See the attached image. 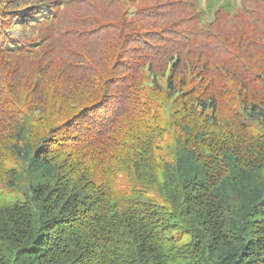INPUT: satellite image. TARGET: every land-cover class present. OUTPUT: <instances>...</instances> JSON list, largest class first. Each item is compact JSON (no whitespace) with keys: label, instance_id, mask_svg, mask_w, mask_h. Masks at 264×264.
Wrapping results in <instances>:
<instances>
[{"label":"trees","instance_id":"16d2710c","mask_svg":"<svg viewBox=\"0 0 264 264\" xmlns=\"http://www.w3.org/2000/svg\"><path fill=\"white\" fill-rule=\"evenodd\" d=\"M208 2L0 0V264H264V0Z\"/></svg>","mask_w":264,"mask_h":264},{"label":"rangeland","instance_id":"374dc122","mask_svg":"<svg viewBox=\"0 0 264 264\" xmlns=\"http://www.w3.org/2000/svg\"><path fill=\"white\" fill-rule=\"evenodd\" d=\"M202 2H203V7L207 9L208 6H209L208 0H202ZM11 33L14 34V35H17V34H20L21 32L19 30H17V31H14V32L12 31ZM3 202H4V200H2V198H0V204L3 203Z\"/></svg>","mask_w":264,"mask_h":264}]
</instances>
